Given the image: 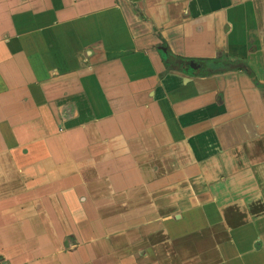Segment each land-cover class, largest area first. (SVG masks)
I'll list each match as a JSON object with an SVG mask.
<instances>
[{
  "label": "crops",
  "instance_id": "obj_1",
  "mask_svg": "<svg viewBox=\"0 0 264 264\" xmlns=\"http://www.w3.org/2000/svg\"><path fill=\"white\" fill-rule=\"evenodd\" d=\"M0 264H264V0H0Z\"/></svg>",
  "mask_w": 264,
  "mask_h": 264
},
{
  "label": "trees",
  "instance_id": "obj_2",
  "mask_svg": "<svg viewBox=\"0 0 264 264\" xmlns=\"http://www.w3.org/2000/svg\"><path fill=\"white\" fill-rule=\"evenodd\" d=\"M161 58L163 60L166 70H177L182 72H190L199 76H210L215 74H222L228 71L239 69L234 63L229 61L227 56L221 55L213 59H196L188 60L173 56L169 51L162 52ZM195 64V69L189 67V63Z\"/></svg>",
  "mask_w": 264,
  "mask_h": 264
},
{
  "label": "water",
  "instance_id": "obj_3",
  "mask_svg": "<svg viewBox=\"0 0 264 264\" xmlns=\"http://www.w3.org/2000/svg\"><path fill=\"white\" fill-rule=\"evenodd\" d=\"M189 67H190L191 69H193V70H194V69H195V64H194V63H192V62H190V63H189Z\"/></svg>",
  "mask_w": 264,
  "mask_h": 264
},
{
  "label": "flooded vegetation",
  "instance_id": "obj_4",
  "mask_svg": "<svg viewBox=\"0 0 264 264\" xmlns=\"http://www.w3.org/2000/svg\"><path fill=\"white\" fill-rule=\"evenodd\" d=\"M161 50H163V52H165L164 48H162Z\"/></svg>",
  "mask_w": 264,
  "mask_h": 264
}]
</instances>
